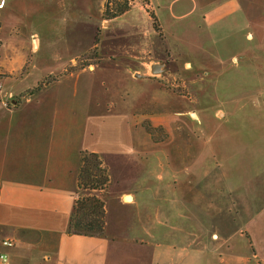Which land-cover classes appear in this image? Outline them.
Wrapping results in <instances>:
<instances>
[{"label":"crops","instance_id":"obj_1","mask_svg":"<svg viewBox=\"0 0 264 264\" xmlns=\"http://www.w3.org/2000/svg\"><path fill=\"white\" fill-rule=\"evenodd\" d=\"M98 1L0 0V253L7 254L6 264H264V119L253 120L261 109L251 103L233 106V118L241 114V121L237 117L239 122L225 125L221 146L210 138L207 155L201 138L192 141L179 134L177 159L167 150L160 174L149 161V140L139 139L143 131L131 117L132 102L108 105L107 91L98 90L99 78L87 68L65 73L91 48V33L86 39L83 26L102 12L105 1L100 0L101 6ZM155 1L171 34H186L181 26L175 28L184 22L217 35L215 27L232 17L231 24H244L243 39L257 41L245 51L264 47V0ZM252 3L259 10L251 15L244 9ZM239 13L240 18L234 17ZM184 40L183 46L189 44ZM259 65L250 68L254 78L242 81L252 96L264 89V60ZM227 72L222 70L216 81L234 83ZM234 98L229 97L233 105ZM246 115L253 118L250 126ZM247 131H258L263 139L246 138ZM82 151L100 154L111 185L114 179L122 184L115 200L135 209L136 227L129 232L109 233L106 223L103 236L69 233L81 195ZM175 174L177 191L171 182L167 187L154 183ZM218 194L262 201L252 213L242 205L239 219L219 221L203 203V196ZM145 209L149 216L141 214ZM203 210L210 216L205 222ZM163 227L174 231L161 235ZM6 239L13 246H4Z\"/></svg>","mask_w":264,"mask_h":264},{"label":"rangeland","instance_id":"obj_2","mask_svg":"<svg viewBox=\"0 0 264 264\" xmlns=\"http://www.w3.org/2000/svg\"><path fill=\"white\" fill-rule=\"evenodd\" d=\"M104 1V8L102 7L101 13L99 11L94 23L83 26L86 39L87 33H91V48L76 58L65 73H76L87 68V72H92L93 76L99 78L98 90L107 91L108 105L123 100L132 102L131 117L138 122L139 130L143 131V136L139 135V139L149 140V161L154 163L157 172L162 173L167 150L171 151V159L176 161V139L179 134L183 133L182 138L192 141L201 138L203 155H207L210 138H216V144L221 146L226 135L225 125L232 123L234 119L239 122L242 118L241 114L237 116L239 119L236 116L233 118V106L240 109L251 103L261 109L260 115L253 117L254 119L244 116L248 120L247 124L251 122L248 126L253 124V120L257 122L258 118L264 119V93H261L264 89H260L255 97L247 93L248 88L242 82L256 76L250 68L262 66L259 65V60H264V47L261 46V52L244 50L247 44L257 42L242 38L240 32L244 24L241 26L237 22L233 25V18L229 17L215 27L217 35H214L201 30V24L198 25L199 28H189L191 25L177 22L175 28L181 26L182 30H186V34L179 36L163 27L155 0ZM98 2L101 6L100 0ZM164 6L163 2L162 7ZM245 7L244 10H249L251 15L259 10L255 8V3ZM118 8H124V11L116 17L105 19L115 14ZM124 12L126 13L122 16ZM234 17L240 18V13ZM34 28L38 32L43 30L40 23H35ZM184 39L189 44L194 42V45L190 47L186 43L183 46L181 42ZM186 62L188 63L185 65ZM225 68L228 71L227 77L233 79L234 83L216 81L223 77L219 78V75ZM111 90H115V94ZM231 94L235 97L234 105L229 99ZM181 128L187 130L182 132ZM189 128H197V131H189ZM249 133L245 132L246 138L261 137L258 131ZM170 140L175 142L168 143ZM222 153L225 154L223 151ZM104 165L106 166L105 163ZM172 171L176 173V167ZM113 174L116 175L115 172ZM165 179H154V183L159 187H167L171 182V188L177 191L179 183L176 174L170 177V181ZM121 186L114 179L112 185L110 181L107 187L99 191L105 210L108 206L106 223L109 225V233L129 232L131 227H136L134 207L121 205L115 200V192ZM84 192L86 190L80 188V194ZM258 200L261 197L251 201L247 196L240 195L203 196V203L212 208L209 213L212 217L217 214L219 221L226 218L230 221L232 218L239 219L241 216L237 218V211L242 205L250 208L245 211L247 214L252 213V209L259 204ZM146 204H149V200ZM154 204H159V201ZM209 213L203 210V222L210 219ZM141 214L149 216V210H142ZM217 225L220 229V223ZM164 231L168 233L174 229L163 227L158 233L162 235Z\"/></svg>","mask_w":264,"mask_h":264},{"label":"trees","instance_id":"obj_3","mask_svg":"<svg viewBox=\"0 0 264 264\" xmlns=\"http://www.w3.org/2000/svg\"><path fill=\"white\" fill-rule=\"evenodd\" d=\"M124 11L118 8L116 13L105 17L113 18ZM37 88L28 91L32 93ZM79 188L86 190L75 200L69 219L68 231L71 234L88 236H103L106 229V210L99 191L110 183L107 166L100 154L90 151L80 153V168L78 170ZM97 191V193H96Z\"/></svg>","mask_w":264,"mask_h":264},{"label":"built area","instance_id":"obj_4","mask_svg":"<svg viewBox=\"0 0 264 264\" xmlns=\"http://www.w3.org/2000/svg\"><path fill=\"white\" fill-rule=\"evenodd\" d=\"M2 244L7 247L13 246V240H3ZM7 254L5 252L0 253V264H6Z\"/></svg>","mask_w":264,"mask_h":264},{"label":"water","instance_id":"obj_5","mask_svg":"<svg viewBox=\"0 0 264 264\" xmlns=\"http://www.w3.org/2000/svg\"><path fill=\"white\" fill-rule=\"evenodd\" d=\"M138 76H141V75H138ZM130 198H131L130 195H127V196H126V199H127V200H129Z\"/></svg>","mask_w":264,"mask_h":264}]
</instances>
